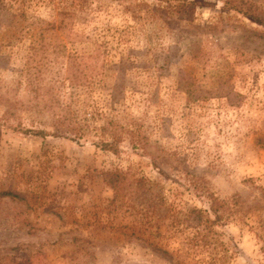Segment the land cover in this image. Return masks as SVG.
I'll list each match as a JSON object with an SVG mask.
<instances>
[{
  "label": "rangeland",
  "instance_id": "374dc122",
  "mask_svg": "<svg viewBox=\"0 0 264 264\" xmlns=\"http://www.w3.org/2000/svg\"><path fill=\"white\" fill-rule=\"evenodd\" d=\"M226 1L0 0V264H264V25Z\"/></svg>",
  "mask_w": 264,
  "mask_h": 264
},
{
  "label": "trees",
  "instance_id": "16d2710c",
  "mask_svg": "<svg viewBox=\"0 0 264 264\" xmlns=\"http://www.w3.org/2000/svg\"><path fill=\"white\" fill-rule=\"evenodd\" d=\"M183 3H186L188 5L189 9L193 11L194 9V2L192 1H184ZM226 8L238 11L240 13H243L250 17L252 20L256 21L259 24L264 25V6H260L256 4V2L252 0H227L226 1ZM185 9V6H180V11ZM189 10V12H190ZM54 25V24H53ZM117 91V92H116ZM116 93H115V99L117 98V93H120V87H116ZM10 112H5V115H9ZM109 125L112 126V140L111 141H102L100 142L101 146L105 150H111L115 153L119 152L120 149V143L124 141V139L127 137V135L130 133V130L125 127L123 124L116 122V121H110ZM15 130H18L24 134L28 135H35V136H42L45 137L47 135L52 134L47 130H44L42 128H35V127H27L24 126L21 122L18 123L16 126H13ZM129 132V133H127ZM134 146L138 147L137 143H140V141L135 142L133 141ZM104 181L112 187L115 193V197L119 198V196L123 195L127 190L128 187L133 183L132 179L129 176V172L122 171V170H107L103 172ZM144 182L142 179L138 180V183ZM146 183H142V188L146 191L152 190L151 186L147 187ZM25 197L27 196L24 194ZM22 193L7 189V190H0V198L2 197H12V198H21L24 197ZM147 201H149L150 205L153 204L155 201H159L157 205V214L158 218L157 221L164 219L167 216V213H169L168 208H166L165 201L161 194L157 193L154 194L150 198H146ZM210 211L215 216L213 220H211L209 217L205 218V212L201 209H191L188 212H184V219L186 221H191L194 223L195 226L199 227L202 225L204 226V229H208V232L202 234V237L204 239L209 238L208 235H210L212 227L221 221L223 218V211L227 209V204H225L223 201H221L218 198H213L212 202L210 203L209 207ZM175 218H178V214L174 215ZM214 231V230H213Z\"/></svg>",
  "mask_w": 264,
  "mask_h": 264
}]
</instances>
